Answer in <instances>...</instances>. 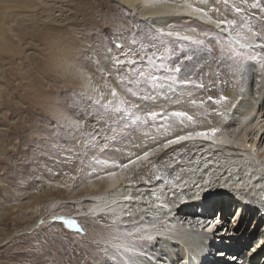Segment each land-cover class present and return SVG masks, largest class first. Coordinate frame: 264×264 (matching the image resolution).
Instances as JSON below:
<instances>
[{"label": "rangeland", "instance_id": "obj_1", "mask_svg": "<svg viewBox=\"0 0 264 264\" xmlns=\"http://www.w3.org/2000/svg\"><path fill=\"white\" fill-rule=\"evenodd\" d=\"M186 3L202 6L203 0ZM131 13L116 0H0V264H95L92 255L97 244L106 240L117 245L120 239L102 217L85 212L92 202L83 199L88 192L82 186L107 175L113 163H126L130 149L145 142L150 130L161 137L162 126L155 128L159 122L148 120L145 124L147 112L183 111L190 116L197 114L201 121L209 120L213 116L208 113L216 105L200 104L201 99L195 97L211 93L218 98L236 88L235 81L218 68L220 61H227L231 55L228 41L208 31L207 24L184 17L155 26ZM225 16L231 19V11ZM138 29L141 33L171 31L192 35L193 39L205 34L213 38L215 50L199 60L197 67L196 61L190 62L183 75H191L196 84L209 87L211 78L219 75L216 90L192 87L159 102L153 97L134 113L132 118L140 116V123L126 121L127 130L116 143L109 140L104 153L90 151L87 140L83 145L78 143L79 133L73 139L72 134L54 131L49 119L57 113L76 119L70 109L81 94L93 95L89 88L104 94L101 74L107 75L105 51L113 43L124 44L127 49L134 38L139 39L135 35ZM257 42L264 43V39ZM206 47L212 49L213 44ZM252 64L249 67L264 68L262 62ZM201 66L204 72L195 77ZM85 77L91 80L90 85ZM112 87L116 88L115 80ZM101 118L110 122L106 114L96 119ZM175 120L164 121L169 124ZM91 123L95 125V121ZM98 160L107 161V165L97 164ZM213 213L210 218L218 219L221 212L216 208ZM236 213L233 207L226 218L228 225ZM261 224L262 220L254 227L248 221L245 228L259 232ZM225 229L219 227L223 232ZM109 261L114 263L111 256Z\"/></svg>", "mask_w": 264, "mask_h": 264}, {"label": "bare ground", "instance_id": "obj_2", "mask_svg": "<svg viewBox=\"0 0 264 264\" xmlns=\"http://www.w3.org/2000/svg\"><path fill=\"white\" fill-rule=\"evenodd\" d=\"M116 1L155 26H165L166 23L192 17L189 6H197L186 3L187 0ZM253 43L264 44L257 41ZM258 50L260 51L259 48ZM260 55L262 59L257 62L264 64V53ZM262 79L264 68H247L243 72L240 87L223 94L235 98V106L232 109L229 106L227 112L224 107H213L224 115H214L209 120L201 121L195 114L191 121L184 117L181 123V118H175L169 124L158 119L154 123L159 122L155 128L162 126L161 137L154 130H150L153 138L148 135L145 142L141 141L142 143L130 149L131 158L134 159L144 151L157 147L156 141L164 143L165 137L174 139L189 132L211 128L219 130L208 141L196 138L173 145L165 152L150 157L149 165L152 168H148V165L134 173L133 183L140 185L136 189L137 194L145 193L153 209L159 203H167L172 209L171 212L164 213L152 211L149 219L152 216L157 217L158 226L167 221L164 231L178 233L175 244L171 240L163 239L153 243L148 249V256L143 258V264H157V261H164V264H264V253L259 255L261 251L264 252V243L257 246L258 242L264 240V180H259L261 187L254 186L257 179L264 176V86H260ZM208 95L211 93L200 94L195 98L206 100ZM111 171L118 174L115 177L105 175L82 186L88 192L86 197H82L92 202L85 211L87 214L102 217L103 221L118 232L114 221L122 214L117 212L115 216L112 215L109 207H115L112 201L122 200L133 189H121L123 196H114V186L122 181L123 172L118 168ZM177 176L181 177V181L175 188L172 184H165V181L176 183ZM205 180L212 182L204 185ZM194 184L202 187H193ZM152 191L160 197L159 200L152 198ZM174 192L177 194L176 199H172ZM229 196L231 197L228 198ZM147 207V204L137 203L131 206V210L135 212ZM233 207L237 210L236 220L234 224L228 225L226 218ZM216 208L221 212L218 223L211 232L201 231L197 221L215 220L210 216ZM261 220L259 232L245 228L248 221L257 227ZM189 221L195 225L191 230L188 229ZM126 222L120 221L121 224ZM236 225L239 226L237 230ZM220 226L226 227L228 231L219 230ZM248 243L251 245L245 248ZM234 257L235 262H231Z\"/></svg>", "mask_w": 264, "mask_h": 264}, {"label": "snow or ice", "instance_id": "obj_3", "mask_svg": "<svg viewBox=\"0 0 264 264\" xmlns=\"http://www.w3.org/2000/svg\"><path fill=\"white\" fill-rule=\"evenodd\" d=\"M208 4H211L212 7H208ZM189 7L192 10L194 20L206 23L209 26L208 31H215L217 36L227 39L231 55L227 61L221 60L218 68L220 73L231 77L235 81V86L239 88L243 72L247 67L253 65L252 62L261 60L260 53H264V44L253 43V41L264 39V0H231V2L230 0H203L202 6L193 7L190 5ZM229 10L232 13L231 19L225 16ZM257 26H259V30H257ZM135 35L139 39L134 38L127 49L124 44L113 43L105 51L103 66L107 69V75L101 74L105 80L104 94L98 95L99 89L89 88L93 95L81 94L74 100L75 107L70 109L75 112L76 119H70L62 113H57L49 119V124L54 131L72 134L73 139H76V134L79 133L78 143L83 145L84 141L87 140V147L90 151L99 150L104 153L108 150L107 142L111 140L116 143L123 132L127 130L126 121L131 124L140 123V116H135L134 119L132 117L135 112H140L142 105L147 104L153 97L156 98L154 102H159L162 98L175 97L181 89L198 87L201 90L207 88L208 92L216 90L219 75L211 78L210 87L203 83L196 84L191 75H183L184 67L190 62L196 61L195 66L197 67L199 60L204 59L205 55H209L215 50L213 38H209L205 34L193 39L192 35H180L178 32L171 31L141 33L139 29ZM207 44H213V48L208 49ZM234 45L238 47H233ZM257 47L260 49L259 52L256 51ZM112 48L116 49L115 53H113ZM162 49L163 51H161ZM97 67H101L99 62ZM198 68L199 71L195 77L204 72V66ZM85 79L90 85L91 80L86 77ZM113 80H115L116 88L112 87ZM260 86H264V79H262ZM121 96L123 98L120 99V104L115 105V101ZM234 99L223 94L219 95L218 98L208 95L206 100L201 99L199 103L218 105L224 107L227 112L229 106L231 109L235 106ZM192 103H197V101L193 100ZM81 106L82 111L80 110ZM89 108L92 111H89ZM104 114L108 116L110 122H106L103 118L96 119L97 116L102 117ZM208 115L222 116L224 114L213 108ZM173 117L181 118V123H183L184 117H187L189 121L192 120V116L186 112H169L167 109H160L159 111L147 112L144 122L147 124L148 120L156 121L159 119L164 121ZM92 121H95V125L91 123ZM101 124L103 125L102 128L100 127ZM121 125H125V127L122 128ZM218 131L217 128H211L206 131L189 132L187 135L177 136L174 139L165 137L164 143L160 144L156 141L158 146L151 148L150 151H144L142 155L135 156L134 159L131 158L130 154L126 163L112 165V167L123 172L122 181L119 185L114 186L113 195L123 196L121 189L131 188L133 191L129 195L123 196L122 200L114 199L112 201L115 207H109V212L114 216L117 212L122 214L114 221L118 226L117 236L120 243L109 245L106 240L103 243H98L96 251L92 255L95 264H110V256L115 264H143V258L148 256V249L153 243L162 239L171 240L173 244L176 243L178 233L164 231L167 221L158 226L157 217L152 216L149 219L152 211L171 212V207L167 203H159L153 209L151 201L146 199L145 193L137 194L136 189L140 185L133 183L135 180L134 173L137 169L147 167L151 163L150 157L165 152L173 145L196 138L208 141ZM109 133L111 136L108 135ZM262 135H264V130H262ZM69 151L71 150L69 149ZM63 159L67 160L69 157H63ZM96 163L107 165V161L102 160H98ZM106 174L115 177L118 173L108 171ZM259 180H264V176L258 178L254 186L261 187ZM175 181L176 183L165 181V184H172L175 188L181 181V177H175ZM211 182V180H205L204 185ZM249 183L251 184L252 181L250 180ZM193 187L200 188L202 185L194 184ZM151 196L154 200L160 199L155 191L151 192ZM176 197L177 194L174 192L172 199H176ZM137 203L147 204L148 207L133 212L131 206ZM235 220L236 217H233V224ZM120 221L127 222L121 224ZM68 223L74 224V221H68ZM197 223L200 225L201 231L211 232L218 223V219L199 220ZM74 226L77 231L83 232V229L79 228L78 225ZM194 227L195 225L189 221L188 229L191 230ZM225 231L228 230L225 229ZM259 243H264V240L258 242L257 246ZM157 264H164V261H157Z\"/></svg>", "mask_w": 264, "mask_h": 264}]
</instances>
